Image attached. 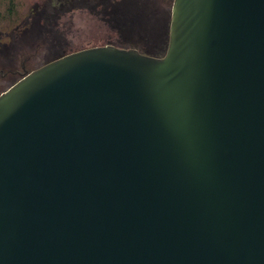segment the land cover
<instances>
[{
  "label": "water",
  "instance_id": "95a60500",
  "mask_svg": "<svg viewBox=\"0 0 264 264\" xmlns=\"http://www.w3.org/2000/svg\"><path fill=\"white\" fill-rule=\"evenodd\" d=\"M0 264H264V0H172L164 54L2 91Z\"/></svg>",
  "mask_w": 264,
  "mask_h": 264
},
{
  "label": "rangeland",
  "instance_id": "374dc122",
  "mask_svg": "<svg viewBox=\"0 0 264 264\" xmlns=\"http://www.w3.org/2000/svg\"><path fill=\"white\" fill-rule=\"evenodd\" d=\"M40 12L46 18L38 21ZM171 14L172 0H0V71H7L0 93L26 72L87 47L122 44L162 55ZM33 23L47 32L39 36Z\"/></svg>",
  "mask_w": 264,
  "mask_h": 264
},
{
  "label": "trees",
  "instance_id": "16d2710c",
  "mask_svg": "<svg viewBox=\"0 0 264 264\" xmlns=\"http://www.w3.org/2000/svg\"><path fill=\"white\" fill-rule=\"evenodd\" d=\"M168 1H169V3L171 2V0H168ZM51 3H52V0H51ZM60 3H61V2H60ZM52 5H54V4H52ZM54 6H58V7H59V5H54ZM150 11H152V10H150ZM152 12H155V11H152ZM146 13H148L147 10H146V11H143V14H144V15H145ZM40 14H42V15H41V17L38 18V21H40V19H42V17H43V19L46 18V16L44 15V12H43V13L40 12ZM145 17L148 18V14H146ZM38 24H39V23H38ZM33 27H34V28H37V27L40 28V34H39V36H40V35H43L42 33L47 32L46 30H45V31L43 30V28H45V26H41V24L38 26V25H36V24L33 23ZM45 29H46V28H45ZM153 31H154V30H153ZM117 45H122V44H117ZM133 47L138 48L141 52L148 53V54H152L151 51L142 50L141 48H139V47H137V46H133ZM65 54H66V53H65ZM62 55H64V54H62ZM62 55H60V56H62ZM152 55H155V54H152ZM60 56H59V57H60Z\"/></svg>",
  "mask_w": 264,
  "mask_h": 264
},
{
  "label": "flooded vegetation",
  "instance_id": "af4514ba",
  "mask_svg": "<svg viewBox=\"0 0 264 264\" xmlns=\"http://www.w3.org/2000/svg\"><path fill=\"white\" fill-rule=\"evenodd\" d=\"M6 73H7V71H0V75H3L4 76Z\"/></svg>",
  "mask_w": 264,
  "mask_h": 264
}]
</instances>
